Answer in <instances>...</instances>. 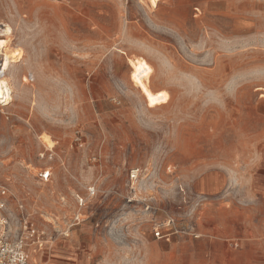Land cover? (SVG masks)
Listing matches in <instances>:
<instances>
[{
	"label": "rangeland",
	"instance_id": "1",
	"mask_svg": "<svg viewBox=\"0 0 264 264\" xmlns=\"http://www.w3.org/2000/svg\"><path fill=\"white\" fill-rule=\"evenodd\" d=\"M5 38L22 59L0 102V198L12 229L44 233L30 264L67 242L103 264L244 245L216 237L192 185L217 165L264 174V0H0ZM169 215L204 236L156 238Z\"/></svg>",
	"mask_w": 264,
	"mask_h": 264
},
{
	"label": "crops",
	"instance_id": "2",
	"mask_svg": "<svg viewBox=\"0 0 264 264\" xmlns=\"http://www.w3.org/2000/svg\"><path fill=\"white\" fill-rule=\"evenodd\" d=\"M192 187L199 199H207L217 207L213 229L217 227L218 239L246 240L239 249L218 242L219 246L209 252V257H202V261L207 264H264V174L217 165L198 172ZM87 258L76 245L67 242L55 247L43 264H103Z\"/></svg>",
	"mask_w": 264,
	"mask_h": 264
},
{
	"label": "built area",
	"instance_id": "3",
	"mask_svg": "<svg viewBox=\"0 0 264 264\" xmlns=\"http://www.w3.org/2000/svg\"><path fill=\"white\" fill-rule=\"evenodd\" d=\"M140 167H133L130 169L129 177L131 186L134 191L135 185L138 183L141 175ZM43 177H49V171L43 173ZM2 195L7 194V189H2ZM7 206L6 202L0 198V264H30L31 251L42 249L43 232H41L33 222L27 218L20 221L18 229H12L10 219L4 215ZM193 229V228H192ZM190 228H182L174 216H167L164 220L155 223L152 228L153 235L158 239L170 240L174 235L184 234L193 237L204 236ZM232 247L240 246L239 240L230 241Z\"/></svg>",
	"mask_w": 264,
	"mask_h": 264
},
{
	"label": "bare ground",
	"instance_id": "4",
	"mask_svg": "<svg viewBox=\"0 0 264 264\" xmlns=\"http://www.w3.org/2000/svg\"><path fill=\"white\" fill-rule=\"evenodd\" d=\"M152 2L154 4H157V0H152ZM2 31L7 36L12 34V29L8 24L4 26V29ZM0 47L2 49V52L0 53V102L7 105L12 101V97L14 96V94H12V91L14 89H12V80L10 79V75H8L7 72L9 71L11 66L22 59V56H20L21 48L12 47V44L10 43V40L8 38L1 39ZM45 141L47 144H50L49 141Z\"/></svg>",
	"mask_w": 264,
	"mask_h": 264
}]
</instances>
